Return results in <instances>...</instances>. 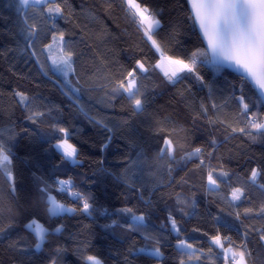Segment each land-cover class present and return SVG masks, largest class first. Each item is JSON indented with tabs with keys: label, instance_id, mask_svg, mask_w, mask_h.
Masks as SVG:
<instances>
[{
	"label": "trees",
	"instance_id": "trees-1",
	"mask_svg": "<svg viewBox=\"0 0 264 264\" xmlns=\"http://www.w3.org/2000/svg\"><path fill=\"white\" fill-rule=\"evenodd\" d=\"M146 2L159 12L158 18L163 25L159 34L162 38L173 26H177L181 32L179 42L172 46L176 55L187 57L203 46L191 21L187 19L185 0ZM69 3L78 14L75 23L81 26L88 24L93 32L106 27L109 33L104 43L99 42L100 37L93 36L89 41L93 44L91 49L82 44L74 45L75 51L82 54L76 64L78 76L71 78L73 87L80 88L78 98L75 93L65 94L66 86L55 73L50 72L49 76H45L39 72L43 82L30 80L29 76L37 66L35 58H30L29 49L21 51L27 44L21 32L23 20L16 11L14 0H0L3 11L16 15L15 30L24 45L23 48H9L7 53L16 59L18 73L8 66L0 52V142L12 149L10 159L16 188L15 206L18 208V212L12 216V227L0 236V264H50L53 258L57 260V264H83L77 254L78 249H85L87 254L96 255L103 264H128L125 256L131 264H178L181 256L175 247L177 237L168 224L170 213L177 219L182 230L181 238L205 253L212 247L213 252L202 256L200 262L224 264L221 249L211 245L208 236L202 233L215 235L219 229L222 237L230 236L237 242L241 238L242 229L234 220V213L231 216L228 214L232 211L228 199L231 187L240 186L249 197V200L240 204L241 209L259 206L264 202V188L252 184L248 179L251 168H260L262 172L257 184H264V138L257 136V140L253 142L245 136L236 135L225 142L226 133L220 125L209 128L206 119H198L193 123V117L199 113L201 103L206 104L209 114H212L211 106L215 102L221 106L219 115L234 122L238 102L232 97L243 94L251 109L259 113L264 109L257 95L247 82H242L239 77L223 69L216 72L210 64L200 65L198 62L197 65L205 85H201L188 73H183L179 81L171 84L159 69L150 68L148 79L139 81L141 86L148 88L147 110L144 114L133 116L124 100L104 99L103 92L95 87L96 79L90 78V73L86 75V70L93 69V66L103 68L101 61L113 69H119L120 65L131 67L135 59L145 54L148 62L154 65L159 54L151 50L150 45L142 43V33L136 31L135 25L124 16L118 3L114 6L115 11L111 17L106 16L105 10L100 8L99 22H93L87 15L80 14L82 8H92L94 0H69ZM38 12L39 8L36 11L27 10V16L40 29V36L36 41L37 48H40L43 43L50 42L51 30L46 27ZM8 22L9 19L0 14V28L6 27ZM56 23L61 29L77 32L72 39L79 40V29L59 18ZM1 44L0 39V47ZM168 48L169 45L165 43L166 52ZM45 57L46 54L41 55V59ZM78 79L80 83L76 84ZM14 90L23 91L34 98L32 107L39 106L47 113L44 117L45 128L51 123H58L69 130L70 142L78 149V164L63 161L61 154L52 147L56 143L55 135L58 134L53 135L51 143L47 138H40V128L26 119L28 111L18 104L13 95ZM166 117L191 131V136L188 137L189 151L193 147L205 146L212 137L221 142L216 155L223 157L225 168L230 173L231 180L228 183L221 184L220 189L213 193L206 192L207 170L196 169L195 165L199 160L173 164L171 180L168 164L157 172L156 156L163 144V137L168 134L159 131L157 121ZM24 129H28V132L23 131ZM108 129L112 131L109 132ZM184 135V132L172 133L176 140ZM141 151L145 153L147 163L132 179L125 180L126 161L135 159ZM183 151L180 147L176 148L174 155L177 160ZM203 159L207 164V155ZM211 167L219 170L215 159L212 160ZM58 179L71 180L76 191L91 197L90 202L95 209L93 215L76 213L49 216L48 206L41 198L39 189L45 184L58 188ZM182 179L185 183H181ZM10 183L12 182H8L0 174V189L8 191ZM169 183L171 187L168 186ZM175 193H180L181 198L189 204L194 200L195 207L178 205ZM52 194L67 207L80 206L74 198L55 191V188ZM125 207L133 208L137 215H147L146 234L161 238L163 256L159 261L144 254L129 253L130 248L150 246L152 241L145 240L144 234L129 232L120 227L129 221V217L119 211ZM181 208L183 211L179 210ZM104 210H107V215H101ZM216 215L221 217L220 221H213L212 217ZM32 219L51 232L57 226H62L60 243L46 239L41 250L36 251L37 239L25 228V224ZM69 219L74 220V228L65 225ZM7 222V219L3 221L5 224ZM247 222H255L257 227L264 224V220L259 218ZM107 225L111 227H106ZM193 228L202 231L194 232ZM12 243L16 244V248L10 247ZM58 247L64 250L59 256L55 252ZM249 250L252 254L251 264H264V246L258 243V237L250 238ZM184 259L187 260V257Z\"/></svg>",
	"mask_w": 264,
	"mask_h": 264
},
{
	"label": "snow or ice",
	"instance_id": "snow-or-ice-1",
	"mask_svg": "<svg viewBox=\"0 0 264 264\" xmlns=\"http://www.w3.org/2000/svg\"><path fill=\"white\" fill-rule=\"evenodd\" d=\"M186 2L189 9L187 19L191 21L194 28H198L202 45H206V47L201 46L192 51L190 56L187 57L176 55L172 51V46L179 42V36L181 35L177 26H173L167 35L162 38L159 34L163 27L161 19L158 18L159 12L146 0H94L92 8L81 9L80 14L87 15L93 22H99L101 17L98 10L103 8L105 15L111 17L115 11L114 6L118 3L124 16L129 19L131 24L135 25L137 32L142 33V43L150 45L151 50L159 54V59L154 65L148 62L145 54L135 59L134 65L131 67L120 65L119 69H113L110 65H104V62L101 61L103 68L93 66V69H87L85 74L90 73V78L96 79L95 87L103 92L104 99L110 101L122 99L129 105L133 116L144 114L149 103L148 88L141 86L139 81L148 79L150 68L152 70L159 69L171 84L179 81L183 73H188L201 85H205L204 77L197 68L199 62L200 65H212L216 72H220L222 69H231L238 72L240 80L254 86L260 99L264 100V0H186ZM14 3L16 11L24 17L21 32L24 34L27 44L25 49L21 51L25 52L31 49L30 58H35L36 63L40 65L41 72L45 76H49L50 72L55 73L58 78H61L62 84L66 86L65 94L75 93L78 98L80 88L73 87L71 78L78 76L76 64L82 54L75 51L74 45L82 44L85 48L91 49L93 44L89 41L92 40L93 36L100 37V43L106 42V37L109 35L107 28L102 27L99 32H93L88 24L81 26L79 23H75L78 14L69 3V0H14ZM37 8H39L38 15L44 20L46 27L51 30L50 42L43 43L40 48H37L36 44L40 36V29L35 22L29 21L25 11H36ZM57 18L64 20L65 23L72 24L73 28L79 29L81 34L78 41L72 39L77 35V32L61 29L56 23ZM165 43L169 45L167 52L164 49ZM140 51L144 52V49L140 48ZM42 54H46L44 59H41ZM79 83L78 79L76 84ZM13 95L18 104L28 111L26 119L40 128V138H47L51 143L53 135L58 134L55 135L56 143L52 147L61 154L63 161L78 164V149L70 142L69 130L58 123H51L45 128L43 126L44 117L47 113L41 110L39 106L32 107L34 98H30L23 91L17 90L13 91ZM232 99L238 102V112L233 117L234 122H230L227 117L219 115L221 106L213 102L211 106L212 114H209L207 105L201 103L199 113L193 117V123L198 119H206L209 128L220 125L226 133L224 136L225 142L230 141L236 135L245 136L253 142L257 140V136L264 138V111L259 113L253 111L243 94L235 95ZM241 117L243 120H241ZM96 123L99 124L100 121H96ZM157 123L160 125V132L168 133L163 137V144L156 156L157 172L165 164H168V174L171 180L173 164L180 165L181 163L186 164L189 161L199 160V163L195 165L196 169L207 170L206 192L213 193L220 189L221 184L228 183L231 180L230 173L223 163V157L216 155L221 146V142L216 137H212L205 146L193 147L189 151L187 149L190 145L188 140V137L191 136L190 130L176 125L174 121L167 117L157 121ZM169 125H172V127L169 128ZM23 131L28 132V129ZM108 131L111 132L112 130L108 129ZM173 132H184L185 135L180 140H176L172 136ZM104 147H107V145H104ZM177 147L184 149L179 160L174 155ZM205 155L208 157L207 164L203 159ZM11 156V147L0 142V174L6 177L8 182H12L8 191L0 189V236L12 227V216L18 212V208L15 206L16 188L11 168ZM213 159L219 164L218 171L211 167ZM146 163L145 153L143 151L138 152L135 159L130 158L126 161L123 178L125 180L132 179ZM261 172L262 169L260 168H251L248 179L252 184L264 188V184H257ZM181 183H185V181L182 179ZM56 185L59 187L45 184L39 189L42 193L41 198L45 200L48 206L47 211L51 217L76 213L93 215L95 209L90 202L91 197L76 191L71 180L58 179ZM168 186L171 187V183ZM53 188L57 192L74 198L80 206L67 207L63 202H58V198L52 194ZM175 198L178 205L195 207L194 200L189 204L181 198L180 193H175ZM245 200H249L246 190L240 186H232L230 199H228L232 211L228 214L231 216L234 213L233 218L242 229L241 238L238 242L230 236L222 237L219 229H217L215 235L202 233L208 236L211 245L221 249L224 254V264H251L250 238L255 239L258 237V243L264 246V224L257 227L255 222H247L255 221L257 218L264 220V202L259 206L253 205L241 209L240 204ZM179 210L183 211V208ZM119 211L129 217V221L126 224H121L120 227L129 232L144 234L145 240L152 241L150 246L139 249L130 248L129 253L144 254L159 261L163 256L161 238L157 235L146 234L147 215H137L131 207H125ZM221 211L223 210L221 209ZM107 214V210L101 212V215ZM187 214L185 213V215ZM5 219L8 221L6 224L3 223ZM212 219L213 221H220L221 217L216 215ZM35 223V219H32L25 224V228L31 229V225ZM113 223H116V221H113ZM168 224L177 237L175 247L179 250L181 256L178 264H189V261L193 259L199 261L202 256L213 252L212 247H209L207 253H205L196 248L193 243L181 238L182 230L177 219L171 213L168 216ZM106 227H111V225ZM47 231L44 227L36 228V251L41 250ZM61 231L62 226H57L54 229L55 233ZM192 231L201 232L202 230L193 228ZM10 247L16 248V244L12 243ZM63 251L59 247L55 250L57 256ZM77 254L83 264H103L96 255L87 254L85 249H78ZM184 257H187V260ZM125 260L128 264H131L127 256H125ZM50 264H57V260L53 258Z\"/></svg>",
	"mask_w": 264,
	"mask_h": 264
},
{
	"label": "rangeland",
	"instance_id": "rangeland-1",
	"mask_svg": "<svg viewBox=\"0 0 264 264\" xmlns=\"http://www.w3.org/2000/svg\"><path fill=\"white\" fill-rule=\"evenodd\" d=\"M0 14H2L3 16H5L9 19L8 25L4 28H0V39H1V43H2L1 47H0V52L4 55V58L8 64V66L14 72L18 73L16 59L7 54L9 48H23L24 47V45L22 44V41L19 39V37L16 33V30H15L16 15L9 13V12H6V11H3L1 8H0ZM29 78H30V80H32L34 82H43V78L37 69H34L32 71ZM70 163H72V162H70ZM68 215H70V214H68ZM49 216H50V214H49ZM85 221H89V220H85ZM65 225L69 228H74V226H75L74 220L69 219ZM37 227H43V226L36 222L35 224H32L31 229H28V230H30L35 235V230ZM46 239H52L55 241H59V243H60L59 233H55L54 231H52V232L47 231L45 233V239L44 240H46ZM189 264H205V263H202L200 261H189Z\"/></svg>",
	"mask_w": 264,
	"mask_h": 264
},
{
	"label": "water",
	"instance_id": "water-1",
	"mask_svg": "<svg viewBox=\"0 0 264 264\" xmlns=\"http://www.w3.org/2000/svg\"><path fill=\"white\" fill-rule=\"evenodd\" d=\"M185 1H186V0H185ZM186 4H187V2H186ZM187 8H188V6H187ZM25 11L27 12V10H25ZM188 11H189V9H188ZM21 19L23 20L24 17L21 16ZM195 30H196V32H197V34H198V36H199V38H200V40H201V42H202V38H201L200 35H199V30H198V28H195ZM203 47H206V45H203ZM29 51H31V49H29ZM35 63H36V61H35ZM36 66H37L38 71L41 73V70H40L39 65H38L37 63H36ZM210 66L213 67L212 65H210ZM213 68H214V67H213ZM223 70H226V71H228V72L232 73L233 75H235V76H237V77L240 78V74H239L238 72H235V71H233V70H231V69H223ZM247 84H248V85L251 87V89L255 92V94L257 95V97H258V99H259V101H260L261 107L264 109V100L260 99L258 91H257V90L254 88V86H252L250 83L247 82Z\"/></svg>",
	"mask_w": 264,
	"mask_h": 264
},
{
	"label": "built area",
	"instance_id": "built-area-1",
	"mask_svg": "<svg viewBox=\"0 0 264 264\" xmlns=\"http://www.w3.org/2000/svg\"><path fill=\"white\" fill-rule=\"evenodd\" d=\"M56 186H58V185H56ZM59 187V186H58Z\"/></svg>",
	"mask_w": 264,
	"mask_h": 264
}]
</instances>
